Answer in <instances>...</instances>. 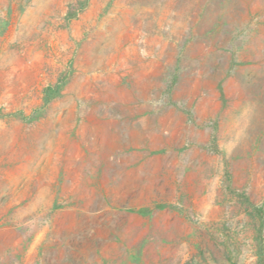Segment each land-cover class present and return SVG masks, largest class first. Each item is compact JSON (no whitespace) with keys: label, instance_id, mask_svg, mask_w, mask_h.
<instances>
[{"label":"rangeland","instance_id":"374dc122","mask_svg":"<svg viewBox=\"0 0 264 264\" xmlns=\"http://www.w3.org/2000/svg\"><path fill=\"white\" fill-rule=\"evenodd\" d=\"M0 264H264V0H0Z\"/></svg>","mask_w":264,"mask_h":264}]
</instances>
